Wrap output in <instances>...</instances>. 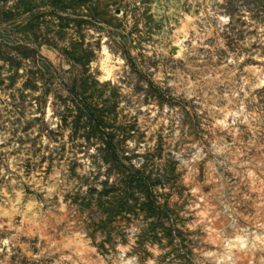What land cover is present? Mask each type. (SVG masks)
<instances>
[{
  "label": "rangeland",
  "instance_id": "1",
  "mask_svg": "<svg viewBox=\"0 0 264 264\" xmlns=\"http://www.w3.org/2000/svg\"><path fill=\"white\" fill-rule=\"evenodd\" d=\"M0 264H264V0H0Z\"/></svg>",
  "mask_w": 264,
  "mask_h": 264
}]
</instances>
